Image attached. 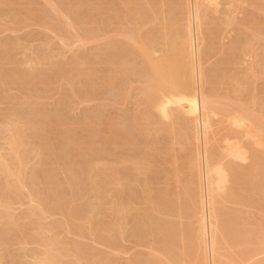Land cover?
Wrapping results in <instances>:
<instances>
[{
	"label": "rangeland",
	"instance_id": "1",
	"mask_svg": "<svg viewBox=\"0 0 264 264\" xmlns=\"http://www.w3.org/2000/svg\"><path fill=\"white\" fill-rule=\"evenodd\" d=\"M0 1V156H7L8 164L10 161L17 162L15 169L17 166L22 169L19 172L20 183L14 188L8 185L6 173L0 171V203L10 201L8 207L11 209L6 211L9 217L0 220V264H35L34 261L44 252V242L46 244L49 238L57 244V248L54 247L55 253L61 249L58 242L67 247L68 252L71 251L65 261L72 260L75 254L78 258L86 259L89 264L94 260L97 264H157V259H160L158 252L167 249V254L164 253L168 261L173 264H190L194 252L186 243L189 219L185 212L184 195H178V200L175 196L172 200L166 199L168 206L174 207L173 211L177 205L178 210L181 207L182 216L162 218L157 210L155 213L154 208L150 207L154 205L157 208L155 204L163 196L161 193L164 190L172 194L178 188L177 193L182 189L183 184L178 182H170L172 187L166 186L167 177L163 175L159 164V153L170 148L169 137L160 131L157 133L146 129L147 132H142L144 126L137 120V117H141L136 116L141 111L144 113L143 94L139 91L144 88L142 83L145 84L147 78L138 47L144 40L153 48L171 41L179 29V0ZM258 8H250L252 13L248 6H244L243 13L236 16V24L232 26L234 32L231 37L226 36L228 38L225 42L241 36L243 28L240 26L249 19V14L252 20L255 16V30L260 26L258 22L263 13ZM256 50L257 60L262 64L257 69L258 73L261 69L262 75L259 73L254 89L256 98L264 104V59L259 46ZM25 60H31L28 62L30 64ZM210 62L207 65L209 69L215 60ZM214 84L211 89L217 88V83ZM262 107L264 105L258 106V110ZM10 124L14 127L12 135L17 138V152L21 155L25 149L27 153H23L25 159L21 165L15 160L13 151L10 154L11 150H6L10 139L8 136L11 134L8 128ZM19 125L21 131H18ZM113 138L118 140L117 143ZM19 144H22V149ZM125 152L126 164H119L115 168L121 176H126L123 190V186L114 187L108 184L109 179L107 183L105 180L110 174V162H117L113 160L114 157L120 159L119 154ZM144 154V161L149 167L146 173L148 176L145 175L147 178L138 176L132 164H129L131 159L141 158ZM163 167L170 171L168 165ZM98 181L103 188L97 185ZM91 185L100 189L93 191L95 188ZM144 188L146 191L150 188V191L144 193ZM237 193L241 194L240 191ZM28 196L35 202L38 199L37 203L42 204V208L38 204H28ZM113 197L117 202L112 201ZM124 200L129 202L130 206L126 204L131 213H127L126 221L122 223V228L125 227L121 231L123 233H113L114 236L110 230V221H114V215L109 207L112 208L110 205L113 202L125 204ZM233 207L229 205L224 219L235 221L241 215L238 212L259 215L256 210L243 206L237 207L236 215ZM141 209L151 210L146 214L147 218L138 216L143 214ZM1 212L5 213L2 208ZM165 229H170V233L173 230L172 234L176 235H173L172 240L175 249L173 253L168 249L172 235L169 236V231L167 234ZM179 235L183 236V241ZM64 246L63 250H66Z\"/></svg>",
	"mask_w": 264,
	"mask_h": 264
},
{
	"label": "bare ground",
	"instance_id": "2",
	"mask_svg": "<svg viewBox=\"0 0 264 264\" xmlns=\"http://www.w3.org/2000/svg\"><path fill=\"white\" fill-rule=\"evenodd\" d=\"M179 3L180 4L177 5V7L179 6V21H175L179 25V29L176 31L177 33L171 41L169 43H163L159 48L151 47L145 40L140 47L137 46L141 52L144 70L147 75V78L145 80L143 79L145 84L142 83L144 88H141L142 90L139 91L140 94H143L142 104L144 113H141L142 111L139 112L136 116L139 115L141 118L139 119L137 117V120L139 122L141 121L144 126L142 132L150 130L151 132L156 131L158 133V131H160L168 135L170 148L166 152L159 153L161 157L159 161L161 171L164 173L163 175L167 177V179H165L166 186H171L172 183L170 184V182L183 184V187L181 186V193H177V190H179L177 187L176 193L171 191L172 194H169L168 190L167 192L164 190V192L161 193L163 196H160L161 199L155 204L157 208H155L154 205L150 207L154 208V212L157 210L162 218H168V216L172 217V215L173 217L174 215L175 217H179L181 215V207H179L180 210H178L177 205V209L173 211V206L169 207L166 199L169 201L175 196L178 200V195H184L183 200L186 202L185 209L187 210H185V212L188 216L185 215L189 219V227H187V235H185L187 237L186 243L189 249L194 252L190 264H264V111H262L264 108L262 107V109L260 108L261 110H258V106L261 107L264 104L261 102L260 98V101L256 98L257 96L255 95L254 89V82L260 74L262 75L261 69H259L261 71H259L260 74L257 69L261 68L260 66L262 65L257 60V46H259L261 55L264 59V0H179ZM256 5L259 6L257 10L263 13V16H260V22H258L261 28L257 26L256 30L258 29V31L255 30L253 24V22H256L255 16L253 17L255 19H253V21L249 14V19H247V21L245 20V24L240 26L243 28L241 36L233 40L229 38V42H225L228 38L226 36L231 37V33L234 32L232 26L236 24V16L243 13L244 6H248L250 10V8L253 9L254 6L257 8ZM252 9L250 11L253 13ZM171 22L173 21L171 20ZM143 38L145 39V37ZM224 53H226V55L224 59H221ZM212 59L213 61L215 60V62H213L214 64L212 63L213 66H211L213 69L211 67L209 69L207 65ZM30 61L31 60H28L26 62L28 63ZM213 82L217 83V88L213 87L214 89H211L210 87L215 85ZM138 126H140L139 123ZM18 127L19 130H17L21 131L20 125ZM8 128L11 136H8V138H10L8 140L9 142H7L8 148H6L7 146L5 148L7 151L11 150L10 154L13 151L14 158L18 160L20 165L24 164L23 159H25V156L23 153H26V150L24 149L25 152L24 150L23 153L21 152L23 157L19 155V152L16 150L17 147L15 148L17 144L15 141L16 136L12 135L14 127L11 126ZM157 133L156 135H158ZM20 134L21 132L19 135ZM111 135L113 136V134ZM18 140L17 142H19ZM113 140L116 141L115 143L118 141L115 138H113ZM22 144L18 145L20 149L23 147ZM111 144L113 145L114 142ZM260 149L263 150L260 152L258 151ZM125 153L119 154L120 159H115L116 157H114L113 160H117V162H110L112 166L110 167V174L106 176V183L110 180L108 184L113 186L119 185L118 187L123 186L121 188H124L126 176H121L117 173V169L115 170V168H117L116 166L119 164H126L127 153ZM112 156L114 155L112 154ZM144 156H146V154L142 155L141 158L136 157L131 159V163L129 164H132V169L138 176L142 175L146 177L148 176L146 173L149 167L145 163L146 161H144ZM5 157L3 158L2 155L0 156V171H3L1 172L2 174L6 173L8 185L10 187H18L17 185L20 183L19 172H21L22 169H18L19 166H17L16 169L18 170H16L14 167L17 165V162L10 161V164H8L6 162L8 160L7 156ZM129 157L130 155L128 158ZM166 165L170 167L169 172L163 167ZM254 172H258V174L255 175ZM94 179L96 178L92 180ZM138 179H136V181ZM99 184L98 181L97 185ZM143 184L146 185V183ZM100 185L102 186V184ZM101 186L100 188H103V186ZM93 187H91V189ZM100 188L97 187L93 189V191ZM110 188L113 189V187ZM144 189L143 192L145 193L146 188ZM149 189L148 191H150ZM123 190H125V188ZM148 191H146V193ZM238 191H240L241 194L237 193ZM143 192H141V194ZM97 197H94V199ZM22 198H24V196ZM90 199L92 198L90 197ZM115 199L116 198L112 201L117 202ZM151 199L150 197V200ZM29 200H27L28 204L29 202L31 204H38V199L36 202L31 198H29ZM112 201L110 202L112 203ZM9 202L0 203V210L2 208L5 212H1L0 220H6V218L9 217V214L6 212L11 210L8 207L10 205ZM115 202L110 205L112 208L109 207L111 209L110 211H112L111 213L114 215V217L112 216L114 218L112 220L114 221H110L111 224L109 223L111 225V235H114L113 233H116V235L118 233H123L121 231L125 227L122 228V223L126 221L124 219L127 213H131L130 211L128 212V210H130L128 207L129 202L125 201V204H121L122 202L117 204ZM154 202L155 200L152 201V203ZM149 205H151V203ZM185 205L183 206L185 207ZM229 205H232V207L234 206L233 208H235L236 215L238 212L237 207L239 206L252 210L254 209L259 215L253 216L251 213L238 212L241 215H238L235 221H228L224 219V217L226 216L225 213ZM41 206L42 204L39 205V207ZM151 210L153 211V209ZM141 211L143 213H140L142 216L140 214L138 216L144 219L147 218L148 215L146 214H149L150 211L147 210L148 213H146V210L143 211V209H141ZM119 216L121 217L120 219ZM86 217L88 218V216ZM141 218H139L140 221H143ZM238 222L239 224H237ZM89 224L91 226V222H89ZM237 225L239 226L237 227ZM81 229L84 230L83 228ZM82 230L80 232H83ZM163 230L164 229H162V231ZM167 231L170 233V229L165 231L168 234ZM166 233L164 235L165 237L168 236ZM172 233L173 230L169 236H173L174 234ZM110 234L109 236H111ZM162 234H164V231ZM172 236V239L170 238L171 241H169V247L167 246L168 249L170 248L169 251L171 250V253L175 250L174 241L172 240L176 235ZM112 237L108 238L111 239ZM166 238L168 241V237ZM181 238L180 240L183 241V236ZM55 244L54 240L50 238L46 241V244L44 242V252L37 258V261H34L35 264H89L86 262V259V261L80 257L79 259L75 254L72 256V260L65 261L64 259L70 256L69 253L71 251L68 252L67 247L58 242L62 250L60 249V252L55 253L54 247L57 248V244ZM63 246L66 250H63ZM166 251L167 249L165 251L163 249V251L160 250V252H158L160 259H157V261L159 260V264H165V262L173 264L166 259ZM96 258H99V256ZM155 258H157V256ZM155 258L153 260H155ZM87 259L89 260L88 257ZM90 260L91 262L93 261L91 258ZM108 261L106 263H109ZM110 261L112 262L113 260L110 259ZM94 262L96 261L94 260ZM94 262L92 264H94Z\"/></svg>",
	"mask_w": 264,
	"mask_h": 264
}]
</instances>
